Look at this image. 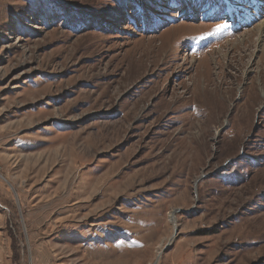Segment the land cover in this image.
Here are the masks:
<instances>
[{
	"label": "rangeland",
	"instance_id": "obj_1",
	"mask_svg": "<svg viewBox=\"0 0 264 264\" xmlns=\"http://www.w3.org/2000/svg\"><path fill=\"white\" fill-rule=\"evenodd\" d=\"M0 264H264V0H0Z\"/></svg>",
	"mask_w": 264,
	"mask_h": 264
},
{
	"label": "bare ground",
	"instance_id": "obj_2",
	"mask_svg": "<svg viewBox=\"0 0 264 264\" xmlns=\"http://www.w3.org/2000/svg\"><path fill=\"white\" fill-rule=\"evenodd\" d=\"M249 20V19H248ZM178 45V44H177ZM262 181V180H261ZM171 220H172V223L173 224H175L176 223V220L174 219V218H171ZM160 254H161V252H160Z\"/></svg>",
	"mask_w": 264,
	"mask_h": 264
}]
</instances>
